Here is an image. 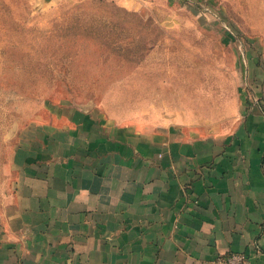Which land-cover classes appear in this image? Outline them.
<instances>
[{
    "label": "crops",
    "instance_id": "crops-1",
    "mask_svg": "<svg viewBox=\"0 0 264 264\" xmlns=\"http://www.w3.org/2000/svg\"><path fill=\"white\" fill-rule=\"evenodd\" d=\"M249 57L219 119L79 111L63 140L24 150L0 203V264H214L232 251L264 264V62Z\"/></svg>",
    "mask_w": 264,
    "mask_h": 264
},
{
    "label": "rangeland",
    "instance_id": "rangeland-1",
    "mask_svg": "<svg viewBox=\"0 0 264 264\" xmlns=\"http://www.w3.org/2000/svg\"><path fill=\"white\" fill-rule=\"evenodd\" d=\"M251 52L264 62V0H0V203L24 150L63 140L79 111L221 118Z\"/></svg>",
    "mask_w": 264,
    "mask_h": 264
},
{
    "label": "built area",
    "instance_id": "built-area-1",
    "mask_svg": "<svg viewBox=\"0 0 264 264\" xmlns=\"http://www.w3.org/2000/svg\"><path fill=\"white\" fill-rule=\"evenodd\" d=\"M246 261L247 255L245 253L232 251L219 256L214 264H245Z\"/></svg>",
    "mask_w": 264,
    "mask_h": 264
}]
</instances>
